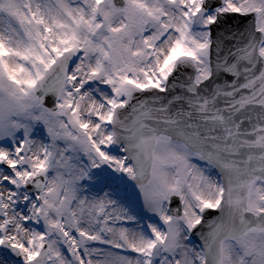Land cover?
Listing matches in <instances>:
<instances>
[{
	"label": "snow or ice",
	"instance_id": "6c2138e0",
	"mask_svg": "<svg viewBox=\"0 0 264 264\" xmlns=\"http://www.w3.org/2000/svg\"><path fill=\"white\" fill-rule=\"evenodd\" d=\"M0 264H264V0H0Z\"/></svg>",
	"mask_w": 264,
	"mask_h": 264
}]
</instances>
